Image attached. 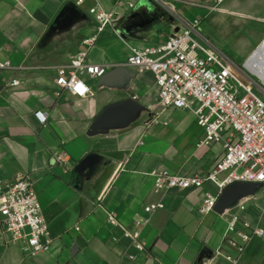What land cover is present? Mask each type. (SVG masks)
Returning <instances> with one entry per match:
<instances>
[{
  "label": "crops",
  "instance_id": "crops-1",
  "mask_svg": "<svg viewBox=\"0 0 264 264\" xmlns=\"http://www.w3.org/2000/svg\"><path fill=\"white\" fill-rule=\"evenodd\" d=\"M161 1L174 12L155 1L162 16L158 12L147 19L146 8L135 11L140 0H0V61L11 66L0 71V178L32 176L55 239L50 253L33 258L0 230V264H198L203 253L234 252L225 242V215L199 212L209 194L217 195L214 185L156 192L153 176L206 172L222 148H198L203 132L193 114L164 109L154 74L126 64L130 47L163 44L200 21L194 8L206 10L205 19L238 15L244 21L253 37L245 52L225 38H214L204 26L200 30L224 54L233 53L245 63L264 40V0ZM229 1L244 6V12L226 8ZM98 7L119 19L114 28L100 34L96 23L63 28L75 12L92 19L90 10ZM188 8L193 14H186ZM133 14L140 16L124 32ZM77 32L85 39L97 35V40L88 49L83 44L76 48ZM86 50L92 64L129 70L133 77L128 87L121 89L126 82L121 76L105 86L100 79L87 78L88 97L60 92L55 86L57 69ZM108 107L94 134L92 126ZM38 111L49 113L44 127L35 118ZM188 113L192 116L186 122ZM57 154L66 164L58 162ZM238 194L235 190L233 198ZM159 202L165 208L149 216L142 228L147 249L139 254L126 232L135 231L136 220L148 217L145 207ZM245 203L252 214H261L264 228V197ZM109 212L116 214L117 226L108 222ZM129 255L136 260L130 261ZM240 264H264V240L253 241Z\"/></svg>",
  "mask_w": 264,
  "mask_h": 264
},
{
  "label": "built area",
  "instance_id": "built-area-1",
  "mask_svg": "<svg viewBox=\"0 0 264 264\" xmlns=\"http://www.w3.org/2000/svg\"><path fill=\"white\" fill-rule=\"evenodd\" d=\"M167 10L172 8L162 2ZM217 3L222 0H216ZM134 5H130L133 9ZM100 34L106 27L114 28L119 19L114 13L101 8L90 10ZM196 20L181 33L171 35L159 45L145 48L130 47L127 66L154 74L158 88V100L164 109L188 111L195 117L203 132L198 148L220 146L222 155L206 172L181 176L169 172L154 174L156 192L166 190L196 191L207 184L214 185L217 195H210L199 209L200 214L214 212L216 203L225 189L236 183L264 185V40L242 66L220 51L200 30ZM97 35L85 39L88 49L94 45ZM255 53H257L255 55ZM263 61V64L261 63ZM249 63L263 69L262 75L250 69ZM0 61V71L10 69ZM113 66L92 64L87 50L77 54L68 66L57 69L55 86L60 92L83 99L91 94L86 79L99 80ZM19 83L13 82V86ZM35 118L40 126H46L49 113L38 111ZM59 163L66 164L63 155H56ZM161 202L144 208L148 217L135 221V231L126 232L139 254L147 246L141 240V230L149 222V216L163 210ZM228 222L225 242L234 252H217L208 264H240L241 257L255 240H264L261 214H252L248 203L241 205L235 216L225 215ZM108 222L119 224L114 212L108 213ZM0 230L9 242L19 246L22 252L36 258L48 254L54 246V236L44 216L31 175L14 179L0 178ZM130 261L137 256L129 255Z\"/></svg>",
  "mask_w": 264,
  "mask_h": 264
},
{
  "label": "water",
  "instance_id": "water-1",
  "mask_svg": "<svg viewBox=\"0 0 264 264\" xmlns=\"http://www.w3.org/2000/svg\"><path fill=\"white\" fill-rule=\"evenodd\" d=\"M156 0H140V2L137 4L135 11H138L139 9L146 8L147 13L145 14L147 19H150L151 17H157L158 12L160 11L156 6L154 5V2ZM140 14H133L129 16L126 19V24L123 26L122 30L124 32H129L132 25L135 24V21L138 20ZM158 16H162V13L159 12ZM87 16L83 15L81 16L78 12H75L71 20L66 19V21L63 23V28H68L67 24H69L70 28L73 26H76L78 24H82L84 21V18ZM91 19V18H90ZM89 24L95 25V22L91 19V22L89 20ZM257 53H255L256 55ZM115 76H121L123 78H126L125 84L121 87V89H126L132 79V73L125 69L122 66H117L111 71H109L104 77L100 79V86H105L108 81L115 77ZM111 108H106L101 115L97 118L96 122L92 126V131L94 134L97 133L99 130L98 126L100 125L102 118L106 114L108 110ZM239 191V198H233V192ZM259 197H264V185L263 184H257V183H236L232 186H229L227 189L223 191V193L220 195L216 206L214 208V212H217L220 215H228V216H235L239 213L240 207L243 203L248 202L251 199H257ZM214 258L213 252H206L203 253L198 260V264H208L212 261Z\"/></svg>",
  "mask_w": 264,
  "mask_h": 264
},
{
  "label": "rangeland",
  "instance_id": "rangeland-1",
  "mask_svg": "<svg viewBox=\"0 0 264 264\" xmlns=\"http://www.w3.org/2000/svg\"><path fill=\"white\" fill-rule=\"evenodd\" d=\"M231 4V1H229V3L225 4L224 6L237 12H244V6H231ZM189 9L190 8H188L186 14L189 15V13H197L198 16L196 17L200 20L199 22L201 23V28L204 29L203 26L206 27L214 36H216L214 38H217L218 40H223V38H225L227 44L236 45L239 48H242L243 52L247 50V46L253 44V37L246 31V24L243 23L244 21L240 20V17L238 15H226L224 17L221 15H216L213 18L205 19V14L207 12L206 10L194 8L193 10L195 12L193 11L192 13L189 11ZM89 20V17L84 18V21L81 25H87ZM76 36L75 46L77 48L79 46H82V42L85 40L86 36L85 34L78 32ZM229 56H231L230 58L238 65L242 66L244 64L243 61L235 59L233 53H230ZM191 116L192 115L188 113L187 117L185 118L186 122L190 119Z\"/></svg>",
  "mask_w": 264,
  "mask_h": 264
},
{
  "label": "bare ground",
  "instance_id": "bare-ground-1",
  "mask_svg": "<svg viewBox=\"0 0 264 264\" xmlns=\"http://www.w3.org/2000/svg\"><path fill=\"white\" fill-rule=\"evenodd\" d=\"M261 63L263 64V61H261ZM261 63H259V64H261ZM249 64H250V66H249L250 69H253V70L256 69L257 74L262 75L263 69L262 68H259L260 65L258 63H256L257 68L253 65L254 63L253 64L252 63H249Z\"/></svg>",
  "mask_w": 264,
  "mask_h": 264
}]
</instances>
